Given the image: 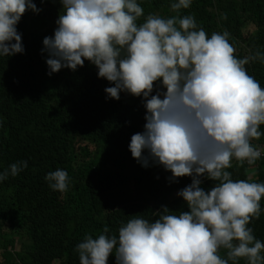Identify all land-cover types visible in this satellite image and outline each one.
Instances as JSON below:
<instances>
[{
  "label": "clouds",
  "instance_id": "obj_1",
  "mask_svg": "<svg viewBox=\"0 0 264 264\" xmlns=\"http://www.w3.org/2000/svg\"><path fill=\"white\" fill-rule=\"evenodd\" d=\"M51 36L42 40L48 75L75 71L88 61L112 86L106 98L121 93L143 101L144 124L130 137L128 150L141 167L149 162L171 175L190 177L176 196L187 211L161 206L154 219L132 215L115 236L108 229L85 235L76 245L79 264H229L246 258L264 264V243L248 227L261 212L264 182L233 180L227 171L234 159L249 165L261 149L264 88L244 65L264 61V54L234 56L227 31L210 36L192 15L164 18L150 14L137 0H59ZM192 0H172L170 9H187ZM25 11L37 14L33 0H0V57L23 54L16 25ZM154 82L156 90L153 94ZM27 167L17 161L0 171V181ZM215 183L209 190L201 178ZM53 191L65 192L68 174L57 168L45 177ZM226 250V258L219 250Z\"/></svg>",
  "mask_w": 264,
  "mask_h": 264
},
{
  "label": "trees",
  "instance_id": "obj_2",
  "mask_svg": "<svg viewBox=\"0 0 264 264\" xmlns=\"http://www.w3.org/2000/svg\"><path fill=\"white\" fill-rule=\"evenodd\" d=\"M137 2L143 9L137 23L150 14L192 15L209 36L227 31L237 58L264 54V0H192L178 11L170 9L172 0ZM33 3L40 11L29 20L25 12L16 25L23 54L0 57V171L27 162L16 176L0 181V264H79L75 248L86 234L95 237L107 228L105 234L115 236L132 215L151 220V212L161 206L187 211L176 193L191 178L170 181L162 167L151 162L141 167L131 157L130 137L144 124L140 97L106 98L103 90L112 85L97 78L88 61L75 71L47 74L44 30L56 27L61 5L56 0ZM244 67L264 88V61L250 60ZM258 130L260 138L250 141L256 147L264 146V125ZM231 164L227 171L233 180L264 182V159L251 165L233 159ZM57 168L68 174L63 193L51 190L44 179ZM214 183L201 178L206 191ZM259 203V217L247 226L264 243V197ZM219 255L226 258V250ZM107 264H115L114 257Z\"/></svg>",
  "mask_w": 264,
  "mask_h": 264
},
{
  "label": "rangeland",
  "instance_id": "obj_3",
  "mask_svg": "<svg viewBox=\"0 0 264 264\" xmlns=\"http://www.w3.org/2000/svg\"><path fill=\"white\" fill-rule=\"evenodd\" d=\"M56 2L59 3V0H56ZM26 12V17H27V20H29L30 18H33V13L32 12H29V11H25ZM55 28H52V27H45V34L46 36H51L53 34V31H54ZM254 175H251V177H253ZM251 180H253V178H251ZM260 207H261V210H262V204H260ZM19 244V243H18Z\"/></svg>",
  "mask_w": 264,
  "mask_h": 264
},
{
  "label": "built area",
  "instance_id": "obj_4",
  "mask_svg": "<svg viewBox=\"0 0 264 264\" xmlns=\"http://www.w3.org/2000/svg\"><path fill=\"white\" fill-rule=\"evenodd\" d=\"M259 148L261 149V155H260V157L257 159L258 161L264 159V146H260ZM242 163L245 164V165H249L246 161H244V162H242Z\"/></svg>",
  "mask_w": 264,
  "mask_h": 264
}]
</instances>
